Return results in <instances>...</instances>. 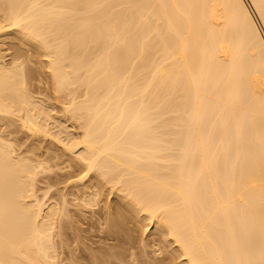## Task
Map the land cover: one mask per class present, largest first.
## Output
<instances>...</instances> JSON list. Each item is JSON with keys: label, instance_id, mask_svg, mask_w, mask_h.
I'll list each match as a JSON object with an SVG mask.
<instances>
[{"label": "bare ground", "instance_id": "obj_1", "mask_svg": "<svg viewBox=\"0 0 264 264\" xmlns=\"http://www.w3.org/2000/svg\"><path fill=\"white\" fill-rule=\"evenodd\" d=\"M248 3L0 0L6 23L0 22V34L15 31L48 58L54 90L81 87L65 95L77 99L67 108L83 131L72 159L85 179L93 176L88 185L117 196L118 212L129 208L140 223H153L161 253L165 244L168 257L181 264H264V36L250 10L264 24V0ZM3 68L0 119L23 113L24 127L47 132L32 113L36 100L23 63ZM214 92L210 101L207 93ZM42 108L44 119L54 118ZM5 144L0 264H59L53 226L70 219L63 208L60 217L56 205L44 206L35 193L36 166L18 160ZM74 144L63 145L74 153ZM86 189H80L82 207L98 206L99 190ZM108 255H93L92 264H108Z\"/></svg>", "mask_w": 264, "mask_h": 264}, {"label": "rangeland", "instance_id": "obj_2", "mask_svg": "<svg viewBox=\"0 0 264 264\" xmlns=\"http://www.w3.org/2000/svg\"><path fill=\"white\" fill-rule=\"evenodd\" d=\"M245 2L249 6L248 3L249 0L248 1L245 0ZM150 3L149 5L152 6L153 3L152 2ZM250 10L254 18L260 24V29L264 36V27H263L264 24H262L263 22L262 19H259L261 17L258 16L253 9L250 8ZM0 18L5 19L3 17ZM2 23H4L3 25H5L6 24L5 20L1 22V25ZM159 23L162 24L163 26L164 22L160 21ZM2 32L3 34H0V65L1 67H3L4 65V68L7 69V67L11 68L13 62L14 63L18 62V64L23 63L24 70L22 72L24 76L25 75L27 76L25 77L26 80L24 79L25 85H27V90L29 95L33 97V100L37 101V102L35 101V108L32 109V113H34L36 119L38 118L37 120L39 122L43 123V128L44 129L46 128L45 131L47 130L48 133L44 132V133H38L39 135L38 134L36 135L34 132L30 131L22 124L23 120L21 121L20 117L22 118L23 113H21L22 116H20V114L17 113L14 116H11V118L10 115H8L9 117L0 119V143H2V145L4 146L6 145L5 143H8V145L12 147L11 149L10 148L9 149L14 150V151L12 150V153L14 155L17 154L16 156H18L17 157L18 160L20 161L22 159H23L22 161L28 160L27 163L29 166L30 164L34 165V167L36 166V169H34V171L36 172L37 175V176L35 175L36 176L35 191L36 190L37 191L35 193H37V196L38 195L40 196L41 200L44 203V206L46 204V208L52 205H56L55 207L58 208V209L56 208L57 210L54 208V206H52V208L55 209V213L58 212L56 214L57 216L60 214L61 211L60 208H63L61 212L63 213L64 210V213L67 214L68 218L70 219V222H72L71 224L67 219L66 221L69 222L67 224L68 225L70 224L69 227H67L68 225L66 224V222L64 223L65 220H63L64 223L63 225L66 226L65 228L62 225V223H61L62 225L61 227L59 226L60 223H57V227L59 226L58 228H54L55 225L53 226L54 231L52 233L54 234H52V237L55 236L53 237V242L55 241V245L53 246L56 247V249L55 248L54 249L56 251L55 252L57 255L56 260L58 261V263L59 264H92V261H94V259L92 260L93 255L102 256L107 253V255L108 254L110 255V257L108 255V260L109 258H111L108 264H140L138 261H140L142 264L143 262L141 261V259L143 261L144 260L147 261V263L144 262L145 264H152V263L156 264L157 262H158L157 264H170V263L181 264V262L175 257H173V259L171 257L170 258L168 257L169 254L168 252H170V249H168L167 251V247L165 246V244L164 247L166 251H164L165 252L164 255L161 253V249L163 251V248H161V245L158 246L160 243L157 244L155 242L156 241L155 239L158 236L156 235L157 233L155 229L152 227L153 223L151 222L140 223L141 220L139 219L140 221H137L138 219H135L133 217V216L136 217V215L134 214L132 215V213L134 212L132 211L131 213L130 212L131 210L129 208H127L128 211H126V209L123 208L124 213L118 212L119 210L122 211V208L118 209L117 207L119 205L121 207V203H120L121 201L117 198V196L113 194H108L109 192H107L106 189L103 191V194H101L102 192H100L102 190L96 189L98 187H94L92 189V186H89L88 184H90L89 181L91 178H93V176L91 175L90 177L89 175L85 179L86 176L84 175L86 174L80 171L79 165H78L79 167L76 166L77 160L75 161L72 159L75 154L79 153V149L81 147L79 146L80 144H77L78 146H75L73 142H76L80 138L81 132L83 133V131H81L82 129H80L81 120L79 119V116L74 114L76 115L75 117H77V119L76 118L73 119L74 117L72 118V116L74 115L69 114L70 110L69 111L67 110V108L71 105V101L74 100L77 102V99L76 97H71L66 95L69 94L71 95V93H73V95L77 94L76 92L78 91V89H81V87L79 88L77 87V90H73L74 86L73 87L70 86V89L68 90L71 93L68 92L69 93L68 94L66 91L65 93L66 95L60 93L63 91V89L62 91L60 90V92L54 90L55 89L53 87L54 83H52L53 81L51 80V76H50L51 73L49 72L47 67L48 60L46 61V59L48 58L44 57V54H42V52L40 53V51L37 48H35L36 49L35 50L32 44L28 42L23 43L24 40L22 42L21 36H18L19 34L17 35L16 34L17 32L16 33L15 31L13 32L2 31ZM172 44L174 45L175 41L172 42ZM193 70L195 71V69ZM64 89L66 90V88ZM83 92H85L84 87H82V93ZM82 93L81 95L83 96L84 93L83 94ZM215 94L217 93L214 92L210 95L209 93H207V96H209L210 101L212 96L215 97L214 96ZM78 96L82 97L80 96L79 92H78ZM68 99L70 103L68 102ZM245 102L243 101V103L241 102V104L242 105L247 104ZM38 104H40L39 107ZM41 107H43L45 110L49 109L50 111H47L51 113V115L49 116L54 115L53 116L54 118L46 117V119H44V115L48 113H45L46 111L43 112L44 110L40 112L41 110L39 109ZM247 107L245 109H249L248 104ZM36 109L38 110L37 112L41 114H38L36 111H34ZM212 111L213 110H211V115H212L211 120L212 118L215 117L213 116V114L215 113L216 110H214V112ZM1 116L2 115L0 114V118H2ZM228 133H229L228 136L230 137L231 132L229 131ZM230 138L232 139V137ZM64 143L65 146L66 145L69 146L70 143L71 145L74 144L73 147H75L74 149H76V151L74 150V153H71L70 151L68 152V150L64 148L63 145ZM233 152L229 151V154L230 153L231 154L230 156H227L228 160L231 157L234 159ZM74 158H78V157L75 156ZM29 162L31 163L29 164ZM230 162L231 163L233 162L232 159ZM237 170H240V167H237ZM92 180L93 181L91 184L94 185L95 184L94 179ZM86 184L88 187L87 186L85 187ZM80 186L85 188H80ZM80 189L82 190L86 189L87 192H91V189L94 192L95 191L97 192L99 190L98 192L100 194L96 196V200L98 199L97 203L99 205L95 207V205H97L95 202V205L91 207H89L90 205H87L88 207L85 208L82 207V204L84 203H80V197H82L80 195L81 192ZM76 194H78L79 196L78 195L76 196ZM81 194L83 193L81 192ZM87 194H84L83 197L85 198ZM75 196L78 197L79 199L76 198ZM261 200L263 204L264 195L261 196ZM107 205L110 212H107L106 215L105 213L108 210H105V206L107 207ZM81 208L84 209L80 211ZM115 208L116 210L113 212L112 210ZM111 211L112 214L114 213L113 214L114 218L113 216L108 217V214H110ZM80 212L81 214L84 213L83 216L84 218L86 217L85 219L83 217L80 218ZM91 213L93 215H91ZM115 213H118L117 215L122 217L123 220L120 217H119L120 219L117 218L115 219V216L117 217ZM57 216L56 219L54 218L55 220L60 219L62 214L61 216L59 215L60 217H58V219ZM89 218H92L93 221L92 220L88 221ZM86 219L88 220L86 221ZM114 219L118 221L121 220L123 222L117 224L116 222L118 221H115ZM97 220L98 221L100 220L99 222H101L102 225L101 223L98 224L99 222ZM58 222H62L61 219ZM104 223H107V225H105ZM80 229H83L84 230V232H82L83 235L85 237L87 235L86 238L90 237V239L88 240L86 238L84 239L82 233L80 236ZM59 230H61L60 232L61 236L59 235L60 233L58 234V236H56L55 233L57 234ZM107 232H110L109 235L112 234L114 237L113 236L111 237L110 235V238L108 240L107 238L108 235H106ZM80 237H82L81 241H80ZM105 238H107V240ZM104 247L105 249L107 248L106 251H104L105 249L103 250ZM111 256H113V258ZM163 257H164L163 260L165 261L160 262L162 259L161 260L159 259Z\"/></svg>", "mask_w": 264, "mask_h": 264}, {"label": "water", "instance_id": "obj_3", "mask_svg": "<svg viewBox=\"0 0 264 264\" xmlns=\"http://www.w3.org/2000/svg\"><path fill=\"white\" fill-rule=\"evenodd\" d=\"M147 50V49H146Z\"/></svg>", "mask_w": 264, "mask_h": 264}]
</instances>
